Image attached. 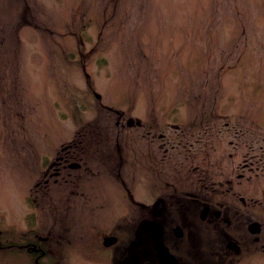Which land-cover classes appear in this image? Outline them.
<instances>
[{
  "label": "rangeland",
  "instance_id": "374dc122",
  "mask_svg": "<svg viewBox=\"0 0 264 264\" xmlns=\"http://www.w3.org/2000/svg\"><path fill=\"white\" fill-rule=\"evenodd\" d=\"M119 109L159 132L192 129L204 110L217 125L264 123V0H0V264H110L92 229L46 222L27 195L39 150L56 156L68 140L103 135L143 142V129L115 124ZM151 154L134 150L136 173L123 158L130 192L147 203L144 177L169 175L149 169ZM126 204H96L94 231L142 210ZM49 228L59 237L38 257L26 244Z\"/></svg>",
  "mask_w": 264,
  "mask_h": 264
},
{
  "label": "flooded vegetation",
  "instance_id": "af4514ba",
  "mask_svg": "<svg viewBox=\"0 0 264 264\" xmlns=\"http://www.w3.org/2000/svg\"><path fill=\"white\" fill-rule=\"evenodd\" d=\"M116 111L115 124L131 127L132 132L143 129L144 141L136 133L103 135L68 140L56 156L43 158L39 150L38 190L36 196L27 195L31 211L39 208L46 222L51 219L68 231L73 226L92 229L96 245L110 255V264H264V123L217 125L216 115L204 110L194 115L192 129L174 122L168 124L170 130L159 132L152 129L154 122ZM133 148L152 152L149 169L165 164L169 170L164 185H154L152 171L153 177H144L142 189L152 192L150 203L136 199L124 179L123 158L130 159L134 172ZM103 172L115 177L113 186L101 178ZM95 193L102 198L98 203ZM126 200L133 208L140 206V213L129 211L113 229L95 232L96 204L117 212L127 206ZM34 219L38 220L36 213ZM49 229L47 236L34 234L36 242L26 244L38 257L49 252L40 242L59 237ZM106 237L114 242L104 245ZM157 242L170 259L159 256Z\"/></svg>",
  "mask_w": 264,
  "mask_h": 264
},
{
  "label": "water",
  "instance_id": "95a60500",
  "mask_svg": "<svg viewBox=\"0 0 264 264\" xmlns=\"http://www.w3.org/2000/svg\"><path fill=\"white\" fill-rule=\"evenodd\" d=\"M95 96L97 98V97H99V94H95ZM153 233H155V232H153ZM155 237H157V236H155ZM113 242H114V239H112L110 237H106L104 240V245L108 246V245H111ZM156 245L158 246V249H159V256H161V258H163V259L166 258V260L170 259L169 255H167L168 252H167V249L165 248V246L161 242H157Z\"/></svg>",
  "mask_w": 264,
  "mask_h": 264
}]
</instances>
